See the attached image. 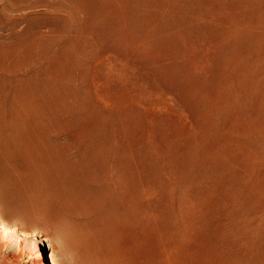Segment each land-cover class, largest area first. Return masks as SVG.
Segmentation results:
<instances>
[{"label":"rangeland","instance_id":"obj_1","mask_svg":"<svg viewBox=\"0 0 264 264\" xmlns=\"http://www.w3.org/2000/svg\"><path fill=\"white\" fill-rule=\"evenodd\" d=\"M18 105L64 138L58 190L126 214L108 264H264V0H0V107ZM8 171L0 218L26 236L0 235V264H74L51 220L70 210L50 219Z\"/></svg>","mask_w":264,"mask_h":264},{"label":"bare ground","instance_id":"obj_2","mask_svg":"<svg viewBox=\"0 0 264 264\" xmlns=\"http://www.w3.org/2000/svg\"><path fill=\"white\" fill-rule=\"evenodd\" d=\"M46 108L42 110L40 120H37L30 117L31 110H33L31 106L18 105L12 108L9 114H6L0 107V145L2 148L0 152V194L8 192L4 188L6 182L14 183L8 170L11 168L17 170L21 177L19 179L28 180L37 190L36 201L41 205L40 208L44 210L47 217L51 219L50 209L52 206L61 208L62 205L70 210L72 216L64 213L57 214L52 216L51 220L67 231V249L74 264H108V262H113L112 256L119 243L117 240L119 228L116 224L121 220L125 221L126 214L116 216L113 212V205L108 211L103 210L99 195L83 197L78 196L79 194L66 193L61 188L58 190V187H62L64 183V157L62 156L64 138L60 136L56 144L47 142L46 134L50 122ZM64 163L66 164V162ZM18 165L20 167L23 165L22 171L19 170ZM25 169L29 170V175L28 173L26 175ZM52 170L55 173L51 172ZM6 187L8 188V185ZM125 189L124 186L117 187L119 193ZM75 221L82 224L94 223L96 227L99 226L102 233L111 239H108L104 244L93 242L82 230L81 225L74 224ZM19 231L22 230L8 226L0 218V235L3 234L10 240L18 239V236H26L25 231L18 233ZM39 256L41 264H45L41 252H39ZM55 264H60V262H55Z\"/></svg>","mask_w":264,"mask_h":264},{"label":"clouds","instance_id":"obj_3","mask_svg":"<svg viewBox=\"0 0 264 264\" xmlns=\"http://www.w3.org/2000/svg\"><path fill=\"white\" fill-rule=\"evenodd\" d=\"M37 258H39V257H37ZM54 264H55V261H54Z\"/></svg>","mask_w":264,"mask_h":264}]
</instances>
